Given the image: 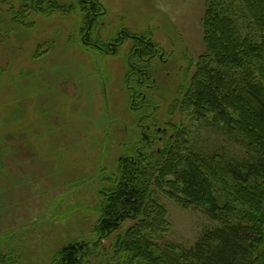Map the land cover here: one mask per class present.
Returning <instances> with one entry per match:
<instances>
[{"label": "rangeland", "instance_id": "obj_1", "mask_svg": "<svg viewBox=\"0 0 264 264\" xmlns=\"http://www.w3.org/2000/svg\"><path fill=\"white\" fill-rule=\"evenodd\" d=\"M57 1L70 9L27 22L0 4V264H53L81 241L98 242L84 264H111L113 240L132 220L98 238L105 188L141 135L171 136L181 126L172 106L205 51V0H99L104 12L91 25L78 0ZM137 37L156 46L148 62L135 57ZM135 65L149 66L146 93L155 106L141 121L127 84ZM201 134L209 155L247 158L234 134L211 127ZM159 194V244L188 249L219 226L203 209Z\"/></svg>", "mask_w": 264, "mask_h": 264}, {"label": "trees", "instance_id": "obj_2", "mask_svg": "<svg viewBox=\"0 0 264 264\" xmlns=\"http://www.w3.org/2000/svg\"><path fill=\"white\" fill-rule=\"evenodd\" d=\"M78 2L88 12L89 25L104 12L99 0ZM205 2V51L185 85H180L172 106L171 114L182 118L181 126H174L171 136L141 135L138 147L119 160L118 175L105 188L95 229L98 238L132 220L113 240L111 264H264V0ZM0 4L24 22L30 15L69 8L57 0H0ZM136 39L135 57L156 56L150 38ZM142 78L138 83L133 71L127 75V84L135 86L129 89L130 106L138 112V121L155 108L146 93L150 86L144 87L150 85L151 75L146 72ZM204 127L234 134L247 158L206 153L201 143ZM155 142L161 145L154 148ZM159 193L185 207L203 209L219 226L205 230L188 249L159 244L158 219L163 212L156 202ZM97 246L96 241L72 242L59 251L53 264H84Z\"/></svg>", "mask_w": 264, "mask_h": 264}, {"label": "flooded vegetation", "instance_id": "obj_3", "mask_svg": "<svg viewBox=\"0 0 264 264\" xmlns=\"http://www.w3.org/2000/svg\"><path fill=\"white\" fill-rule=\"evenodd\" d=\"M109 44V43H108ZM112 45V44H111ZM105 51V50H104ZM105 52H107V51H105ZM135 52V51H134ZM112 53V52H111ZM156 53H157V50L155 49V51H154V54L156 55ZM155 57V56H154ZM153 57V58H154ZM149 57H147V58H143V57H141L140 56V59L143 61V62H148V59ZM131 67H133L132 66V64H131ZM134 69L135 70H133V74H135V76L137 77V81H138V83H142L143 82V78H142V74H144V73H146V72H149L150 73V75H151V72H150V69H149V67H140V66H137V65H135V67H134ZM141 77V78H140ZM149 84H144V87L145 88H149ZM130 88H132V87H130ZM137 108V107H136Z\"/></svg>", "mask_w": 264, "mask_h": 264}]
</instances>
